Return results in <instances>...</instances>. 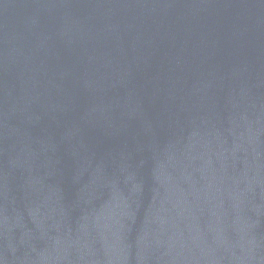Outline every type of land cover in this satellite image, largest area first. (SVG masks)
<instances>
[{"label": "water", "instance_id": "1", "mask_svg": "<svg viewBox=\"0 0 264 264\" xmlns=\"http://www.w3.org/2000/svg\"><path fill=\"white\" fill-rule=\"evenodd\" d=\"M0 264H264V0H0Z\"/></svg>", "mask_w": 264, "mask_h": 264}]
</instances>
